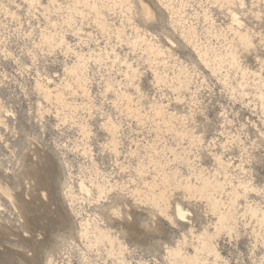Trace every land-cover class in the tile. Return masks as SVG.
<instances>
[{"label":"rangeland","instance_id":"obj_1","mask_svg":"<svg viewBox=\"0 0 264 264\" xmlns=\"http://www.w3.org/2000/svg\"><path fill=\"white\" fill-rule=\"evenodd\" d=\"M0 264H264V0H0Z\"/></svg>","mask_w":264,"mask_h":264}]
</instances>
